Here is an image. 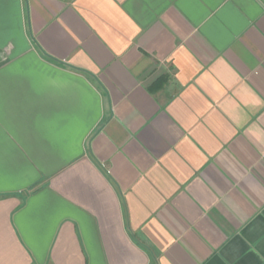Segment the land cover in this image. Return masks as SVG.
<instances>
[{"label": "crops", "instance_id": "crops-1", "mask_svg": "<svg viewBox=\"0 0 264 264\" xmlns=\"http://www.w3.org/2000/svg\"><path fill=\"white\" fill-rule=\"evenodd\" d=\"M0 264H264V0H0Z\"/></svg>", "mask_w": 264, "mask_h": 264}, {"label": "trees", "instance_id": "trees-1", "mask_svg": "<svg viewBox=\"0 0 264 264\" xmlns=\"http://www.w3.org/2000/svg\"><path fill=\"white\" fill-rule=\"evenodd\" d=\"M167 81V78H161L159 79L155 84L154 86L152 87V90H158L160 88H162V86L165 84V82Z\"/></svg>", "mask_w": 264, "mask_h": 264}]
</instances>
